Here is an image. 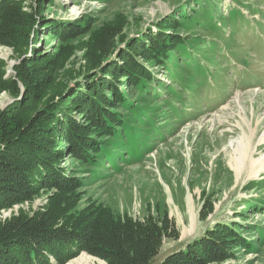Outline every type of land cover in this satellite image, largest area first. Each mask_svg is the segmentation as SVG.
<instances>
[{"label":"rangeland","instance_id":"1","mask_svg":"<svg viewBox=\"0 0 264 264\" xmlns=\"http://www.w3.org/2000/svg\"><path fill=\"white\" fill-rule=\"evenodd\" d=\"M38 3L41 19L29 28V46L0 41V61L5 78L13 80L16 65L31 63L34 81H41L22 92L27 106L35 98L36 109L62 92L54 101L66 111L57 113L49 137L56 153L62 152L59 166L82 185L67 195L41 188L28 200L1 208L0 224L20 214L32 220L66 196L73 215L102 207L116 222L144 224L151 218L160 225L167 220L152 264L180 253L217 224H235L247 244L233 246V258L210 264H264V0H26L24 10L36 11ZM51 22H84L88 29L66 43L48 27ZM106 32L114 38L111 50L101 52L109 45L100 44ZM150 34L177 43L166 63L161 57L143 59L141 49L151 48ZM142 37L137 53L125 50L127 41ZM122 54L149 72L143 85H131L127 93L135 116L117 105L123 128L115 139L93 133L103 149L97 157L90 154L96 163H84L69 153L65 126L72 120L82 124L89 86L98 83L107 98L111 85L123 89L128 80L120 67L130 59ZM112 64L116 79L100 71ZM76 98L81 104L74 105ZM12 102L7 91L0 94V109ZM239 143L246 150L240 172L234 160ZM64 264L107 263L79 251Z\"/></svg>","mask_w":264,"mask_h":264},{"label":"trees","instance_id":"2","mask_svg":"<svg viewBox=\"0 0 264 264\" xmlns=\"http://www.w3.org/2000/svg\"><path fill=\"white\" fill-rule=\"evenodd\" d=\"M25 1L0 0V41L15 48L22 43L29 46V28L33 23L38 24L41 19V3L37 4L36 11L31 9L27 12L24 10ZM165 25L163 22L159 29ZM48 27L51 30L57 29L56 35L60 34L61 40L66 43L88 29L84 22L66 23L62 26L51 22ZM113 35V32H106L100 39V44L103 41L109 44L101 52L111 50ZM150 35L147 40L151 43V48L141 49L143 59L158 61L161 57L163 64L166 63L171 47L176 42L164 35ZM143 39L144 37L135 42L127 41L125 50L137 53ZM181 44L185 43L180 42ZM122 57L130 59L128 64L120 67L122 76L128 80L122 85L123 89L118 90L117 87L110 86V82L102 80L110 86V96L107 98L102 94L98 83L89 86L83 97H87L90 105L85 104V110L82 111V124L72 120L65 126L63 139L68 145L69 153L84 163H96L90 154L97 157L100 149H103L102 144L98 147V143L91 138L93 133L112 135V139H115L118 129L123 128L121 116L114 112L117 105L120 104L130 115L135 116L131 106L126 103L129 97L127 93L131 85L136 88L143 85L149 72L131 56L122 54ZM97 61V64L102 63L101 59L97 58ZM91 65L95 66L94 63ZM31 67V63L24 60L13 69L15 80L7 79L4 64L0 61V94L7 91L13 101L5 109H0V209L28 200L41 188H55L67 195L82 185L79 178H74L59 166L60 156L57 154L62 152L56 153L51 139L53 136L49 134L51 126L57 123V113L66 111V105L54 101L63 96L62 92H55L36 109L34 108L38 103L35 98L29 106L21 101L22 92L25 91L26 95V92L35 89L41 81H34ZM113 67V64L106 65L100 71L116 79L119 72ZM96 88L99 91H95ZM79 100L76 98L74 105L81 104ZM59 197L61 203L51 206L46 214L38 215L32 220L20 214L19 217L0 224V264H64L74 252L79 251L93 254L107 264H152V260L158 255L162 234L167 233V220L164 219L160 225L151 218L144 224L131 220L116 222L102 207L73 215L70 213L73 206L71 198ZM235 227V224L215 225L203 237L191 242L162 264H210L233 258V246L247 244L239 238Z\"/></svg>","mask_w":264,"mask_h":264},{"label":"bare ground","instance_id":"3","mask_svg":"<svg viewBox=\"0 0 264 264\" xmlns=\"http://www.w3.org/2000/svg\"><path fill=\"white\" fill-rule=\"evenodd\" d=\"M249 146V144H247V147ZM244 145H241L240 143L238 144L236 150L234 152H238L239 153V159L236 157L234 160L236 161L237 164V170L240 172L241 168L240 166L242 165L243 162V156L246 154V150L243 149ZM255 163V162H253ZM262 169V166L253 170L254 174H252V177H255L257 174H259L260 170Z\"/></svg>","mask_w":264,"mask_h":264}]
</instances>
